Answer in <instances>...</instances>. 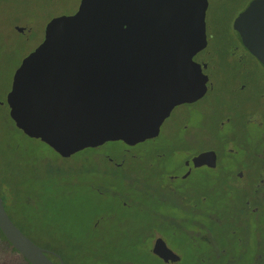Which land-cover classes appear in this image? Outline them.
<instances>
[{"label": "rangeland", "instance_id": "1", "mask_svg": "<svg viewBox=\"0 0 264 264\" xmlns=\"http://www.w3.org/2000/svg\"><path fill=\"white\" fill-rule=\"evenodd\" d=\"M78 1L0 0V196L7 213L65 264H159L149 251L157 235L179 256L166 264H264V208H218V201L236 197L221 190L226 171L196 166L183 178L165 175L181 158L207 147L215 149L219 164L233 166L254 156L257 140H264V115L253 113L264 101L263 69L233 34V15L246 0H208L204 49L213 58L200 99L173 106L153 137L130 145L106 140L61 156L11 122L5 94L13 69L40 41L46 21L72 12ZM15 24L27 30L17 33ZM242 68L248 83L231 91ZM223 108L230 119L218 127ZM226 211L234 217L225 219ZM0 264H27L1 235Z\"/></svg>", "mask_w": 264, "mask_h": 264}, {"label": "water", "instance_id": "2", "mask_svg": "<svg viewBox=\"0 0 264 264\" xmlns=\"http://www.w3.org/2000/svg\"><path fill=\"white\" fill-rule=\"evenodd\" d=\"M205 7L206 0H79L72 12L51 16L11 74L5 99L13 123L61 156L155 136L175 104L204 92L206 75L192 55L206 43ZM233 26L264 63V0H249ZM214 158L205 149L191 164L213 165ZM0 231L31 264H56L10 219L1 198ZM150 250L165 263L179 258L159 235Z\"/></svg>", "mask_w": 264, "mask_h": 264}, {"label": "flooded vegetation", "instance_id": "3", "mask_svg": "<svg viewBox=\"0 0 264 264\" xmlns=\"http://www.w3.org/2000/svg\"><path fill=\"white\" fill-rule=\"evenodd\" d=\"M248 1L249 0H246L245 3H243V5L237 10V12L234 13L233 20H234L235 16L239 13V11L242 10L245 7V5L247 4ZM207 6H208V0H206V7H205V10H204L205 34H206V25H205L206 13L205 12H206ZM14 30L17 31V32H23V31H25L27 29L22 26V30H20V31H18L16 29H14ZM233 34L235 35L237 41L239 42L240 48H242L241 51L242 52H246L248 54H251L255 58H257L252 52H250L246 48V46L243 45V43L241 42V40H240V38L238 36V33H237L236 29L234 28V26H233ZM206 39H207V34H206ZM236 47H237V45H232L231 49L236 48ZM204 48H205V45L203 47H201L200 49H198L197 51H195L193 53V55H192V59L200 64L201 71L206 75L204 92L202 93V95H200L199 97H197V98H195L193 100L182 101V102H179L177 104H182V103L190 104V103H193L196 100L200 99L208 90V87H209V82H208L209 73H208V70L206 68L209 65V60H212L213 56H212V54L209 51L205 50ZM242 52H241L240 55H238V58L240 59L238 63H240V64H241L242 59H243V56H242L243 53ZM225 58H226V60H228L227 57H225ZM257 60L259 61V64L261 65V67L263 69V73H264V63L258 58H257ZM246 72L247 71L244 70L243 68L239 70L238 75L240 76L241 79H238L236 77L233 78L232 86L230 88L231 91H240V90H243L245 88L244 86H245L246 83H248V81L246 82L245 80H243L242 76ZM263 79H264V77H263ZM228 92L230 93V90H228ZM234 104L235 103H231V105H230L231 108H232V106H234ZM171 109H170V111H171ZM220 111L222 112V117H223L224 120H219L218 127L222 126L223 121L228 122L229 119H230V116H228V113H227L228 111H226V109L223 108V109H220ZM255 111L259 115H264V101L259 103L258 109L257 110H253V113ZM224 114L226 116H224ZM249 114L251 115L252 112H250ZM184 115L187 116L188 112L179 113L178 114V116H179L178 120H180V118H183ZM160 124H159V126H160ZM179 124H180V127H182V128L186 127L185 123L180 122ZM242 127H243L242 125L235 126V128L238 129V131H239V129H242ZM158 131H159V129H158ZM191 135L192 134H189V132L185 133V134L184 133L182 134V136L185 139H189ZM262 136L264 137V133L260 135V137H262ZM257 141H261V143L258 146L259 149H258V151L255 152V155H254V152H253L254 156H252V157L245 156L243 159H241L240 161L236 162L233 166H225L222 163L219 164L218 158H217V153H216L215 149L213 147H207V148L198 149V150H196V151H194L192 153L187 154L185 157L181 158L180 163L175 168V170H173L171 172H167V173H165V175H166L167 178H173V177H176V176H179V177L183 178L184 176H186L188 174V172L191 170L192 167L204 166V167H208V168L209 167L210 168H215V167L218 166L221 171H226V177H223V182L221 183L222 192L226 193V194H231L232 196L233 195L236 196L235 199L233 198V199H229V200H220V201H218V203H219L218 208H241L243 210H246L247 212H253L255 210V208H264V140L259 139ZM205 149L214 150V152H215L214 164L213 165H208L206 163H201V164H198V165H192L191 164L192 155L198 153L199 151L205 150ZM226 150L227 151H232V148L226 147ZM159 170H160L159 174H161L162 173V171H161L162 169L159 168ZM129 179H130V177H129ZM1 184L2 183L0 182V189L2 188ZM152 188H154V186L151 187L150 189H152ZM169 190L172 191V189L170 187H169ZM0 198H1V196H0ZM236 199H237L236 202L231 201V200H236ZM1 201H2V199H1ZM2 204H3V207L5 208V205H4L3 201H2ZM229 216H232L230 212H228V211L224 212L225 219L229 218ZM232 217H234V215ZM12 221H13V219H12ZM27 236L30 239H32L29 235H27ZM34 242L36 244H38L36 241H34ZM45 249H47V248H45ZM48 250L49 249L44 251V253L52 261L55 262L54 258L52 257V253L49 252Z\"/></svg>", "mask_w": 264, "mask_h": 264}, {"label": "trees", "instance_id": "4", "mask_svg": "<svg viewBox=\"0 0 264 264\" xmlns=\"http://www.w3.org/2000/svg\"><path fill=\"white\" fill-rule=\"evenodd\" d=\"M23 32H25V31H23ZM23 32H19V33H23ZM18 33V32H17ZM11 122L13 123V121H12V119H11ZM86 149H92L93 147H91V146H89V147H85ZM129 180H132V176H130V179ZM5 210H6V207L4 208ZM7 212V211H6ZM8 214V213H7ZM8 216L10 217V215L8 214ZM11 218V217H10ZM11 220H12V218H11ZM14 222V221H13ZM15 223V222H14ZM16 224V223H15ZM18 226V225H17ZM20 228V227H19ZM21 229V228H20ZM22 230V229H21ZM0 235L7 241V239L3 236V234L1 233V231H0ZM11 245V244H10ZM15 249V248H14ZM16 250V249H15ZM17 251V250H16ZM149 251L151 252V250H150V246H149ZM18 252V251H17ZM149 252V253H150ZM19 253V252H18ZM57 253V252H56ZM20 254V253H19ZM152 254V253H151ZM21 255V254H20ZM59 255H60V257H61V259L63 260V262H64V259H63V257H62V255L59 253ZM153 255V257H154V259L159 263V264H166L165 262H163V261H161L157 256H155L154 254H152ZM22 256V255H21ZM23 257V256H22ZM52 257L54 258V260H55V262L57 263V264H59V260H58V258L54 255V254H52ZM24 258V257H23ZM25 259V258H24ZM26 260V259H25ZM26 262H27V264H31L30 262H28L27 260H26ZM132 262H130L129 264H131ZM64 264H65V262H64Z\"/></svg>", "mask_w": 264, "mask_h": 264}]
</instances>
